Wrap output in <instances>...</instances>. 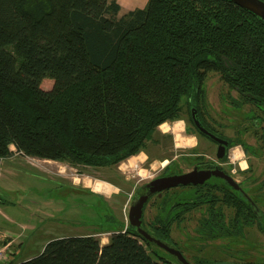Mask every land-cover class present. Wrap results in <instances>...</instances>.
<instances>
[{"label":"trees","instance_id":"1","mask_svg":"<svg viewBox=\"0 0 264 264\" xmlns=\"http://www.w3.org/2000/svg\"><path fill=\"white\" fill-rule=\"evenodd\" d=\"M120 8L117 0H0V158L14 145L113 171L162 123L183 118L190 98L205 107L212 74L237 91L236 105L256 109L249 123L264 142L262 17L232 0H149L124 15ZM238 143L247 153L254 147ZM238 207L243 220L234 228L257 222L264 230L262 210L258 217L246 200ZM124 225L107 243L93 233L53 238L15 264H178L149 252Z\"/></svg>","mask_w":264,"mask_h":264},{"label":"rangeland","instance_id":"2","mask_svg":"<svg viewBox=\"0 0 264 264\" xmlns=\"http://www.w3.org/2000/svg\"><path fill=\"white\" fill-rule=\"evenodd\" d=\"M206 88L209 109L218 122L225 124L224 130L227 134L234 135L237 132L238 127L232 125L238 121L243 122L241 126H246L247 130L243 138L254 145L256 152L246 153L238 144L230 148L229 153L231 156L235 149V152L243 155L242 166L251 164L252 168L248 172L249 176L245 179V184L252 192H258L259 208L264 212V142L253 134L250 120L245 121L242 115L236 116V112L225 114L224 110L226 111L227 108L231 110V108L229 105L226 107V98L223 95L231 90L218 74L209 76ZM233 93L236 94V92ZM249 107L246 105L244 111H247ZM177 122H181L182 130L176 136L172 128ZM164 124L167 126H159L144 150L120 162L114 168L115 170L113 169L114 172L110 169L91 166H74L66 161L44 160L25 155L16 148L9 157L0 158V229L15 232L24 230L23 239L32 238L27 248L22 247L18 252L10 254L11 260L18 262L38 254L39 243L51 236L101 232L95 236L105 243L106 237H110L111 233L120 227L122 219L128 223L129 204L127 207L126 197L121 191H131L136 185L151 179L152 175L162 168L163 161H167L180 149L178 146H189L196 142L195 138L185 132V121L182 118L164 122ZM258 124L264 126V121ZM256 128L260 127L256 126ZM179 138L187 141L192 139V143L177 144ZM143 159L145 160L141 162ZM96 178L107 180L113 185L114 182L122 183L121 190L118 194L104 198L100 194H93L88 189L82 188L89 186L97 191L92 185ZM112 190L113 186L108 193L97 192L109 194ZM243 240L238 246L236 242L234 244L230 242V251L243 252L246 260L263 258L264 234L256 226L246 231ZM141 242L145 243L143 240ZM217 245L218 241L209 242L206 250L212 252ZM146 247L149 252L152 251L151 247L148 245ZM187 254L191 256L190 253ZM165 255L169 256L168 253ZM193 264H216V262L210 260L207 263Z\"/></svg>","mask_w":264,"mask_h":264},{"label":"flooded vegetation","instance_id":"3","mask_svg":"<svg viewBox=\"0 0 264 264\" xmlns=\"http://www.w3.org/2000/svg\"><path fill=\"white\" fill-rule=\"evenodd\" d=\"M230 90L228 94L223 95L226 98V107L229 105L231 108L224 110L225 114L236 112V116L242 115L245 121L250 120L253 110L256 109L250 106L244 111L246 105H236L233 99L238 97L237 91ZM207 97L206 89L205 107H199L196 100L190 98V105L185 106L183 110L184 130L190 137L195 138L196 142L182 147L176 144L180 149L167 161L165 160L166 163L159 172L152 175L151 179L136 185L132 189L131 196L152 193L143 206L141 225L153 236L177 247L190 262L207 263L215 260L216 263H264V253L262 259L246 260L243 252L229 249L230 242L240 245L244 241L246 231L252 226H256L264 234V230L257 222L243 228V223L240 221L237 228L233 227L236 217L243 220V208L238 206H242L244 200L250 203L253 211L260 217V210L256 208V205L259 207V194L252 192L245 184V179L249 176L248 172L252 168L251 164L242 166V154L232 160L231 156L235 149L231 156L229 153L230 148L238 144L245 151L244 145L234 144V140L243 139L246 126H241L243 122L238 121L232 125L238 127L237 132L234 135L227 134L224 130L225 124L218 122V119L212 115ZM196 118L209 134L199 128ZM248 151L256 152L253 147ZM172 175L177 182L175 186L162 190L161 195H158V191L152 192V185L149 186L148 182L157 177ZM132 227L137 230L135 226ZM216 241L218 245L212 249V252H208L206 245ZM149 244L151 250H155L163 258L175 260L164 247L150 242Z\"/></svg>","mask_w":264,"mask_h":264},{"label":"water","instance_id":"4","mask_svg":"<svg viewBox=\"0 0 264 264\" xmlns=\"http://www.w3.org/2000/svg\"><path fill=\"white\" fill-rule=\"evenodd\" d=\"M238 5L250 10L251 12L259 15L264 19V0H232ZM196 124L199 126L200 129L208 133L209 131L204 128L200 121L196 118L195 119ZM209 134V133H208ZM222 141V140H221ZM226 142V141H224ZM177 184L175 180V176H164V177H157L150 182H148V185H152V192L158 191V195H161L162 190L166 188H170L172 186H175ZM152 193H143L138 196L132 197L129 208H128V213H127V218H128V224L135 226L137 228L136 233L143 238L144 240L157 244L159 246L164 247L166 250L170 252V254L175 258L176 262L178 264H193L190 262L186 256L175 246H171L161 240L160 238L153 236L150 234L147 230L143 228L141 225L142 223V213H143V206L147 199L151 196ZM255 204V202H252ZM256 205V204H255ZM257 210L259 211L260 208L256 205ZM126 227V222L124 225V228ZM216 264H241V263H216Z\"/></svg>","mask_w":264,"mask_h":264},{"label":"crops","instance_id":"5","mask_svg":"<svg viewBox=\"0 0 264 264\" xmlns=\"http://www.w3.org/2000/svg\"><path fill=\"white\" fill-rule=\"evenodd\" d=\"M117 1L120 3V7H121L120 8L119 15H124V14H126L127 12H129V11H131L133 9L146 7V5L148 4V1L149 0H117ZM15 148H16L15 146L14 147H11L12 154H13ZM44 160H51V159H44ZM144 160L145 159L141 160V162H143ZM105 181H107V180H105ZM109 183L113 186V190L109 194H104V193L102 194L100 192L94 191L89 186L88 187H85L84 186L82 188L89 189L94 194H100V195H103L104 198H108V197H110L112 195L118 194L119 190H121L120 185L122 186V183L120 184L118 182H114L115 183L114 185L111 182H109ZM114 186H115L116 189L114 188ZM121 192H123L124 193V196L126 197V202L127 203H125V204L128 207V204H129V194H130V192H132V190L131 191H125V190H123ZM5 218L8 219L9 221H12L13 222V220L9 219L8 217H5ZM24 228H25V225H24ZM32 228H36V227H32ZM23 231H21V232H15V231L8 230V229H0V247L3 246V245H5V244H7V243H10V250H9L10 253H9L8 259H7V261L5 263L4 262L3 263L0 262V264H15V262L11 260L10 254H13V253L18 252L19 249H21L22 247H25L26 246V248H27L28 243H29V241L31 242V239L32 238L29 237L27 239V237H26L25 239H23V233H24ZM99 233H101V232H93L94 235L99 234ZM88 234H90V233H88ZM57 237H63V236H55V237L54 236L53 237L51 236V237H48V238H45L44 240H42V242L39 243V248H38L37 251H39V253H40L44 249L45 244L49 240H51L53 238H57ZM108 240H109V237H106L105 243H107ZM102 243H104V242L102 241ZM38 254H36V255H38ZM36 255H34V256H36ZM34 256H30L29 258L34 257ZM29 258H27V259H29Z\"/></svg>","mask_w":264,"mask_h":264},{"label":"bare ground","instance_id":"6","mask_svg":"<svg viewBox=\"0 0 264 264\" xmlns=\"http://www.w3.org/2000/svg\"><path fill=\"white\" fill-rule=\"evenodd\" d=\"M161 126L163 127H166L167 125L162 123ZM167 129V128H166ZM173 129V132L176 133V136L180 134V131L182 130V124L181 122H177L176 124H174V127L172 128ZM179 137V136H178ZM176 140H177V137H176ZM177 144H180V145H184V144H191L192 143V139H188V141L184 138H179ZM235 155H237V157L239 158L240 155L238 152H235ZM166 161H163V164L165 163ZM92 185H93V188L97 191H105L106 193L110 192L111 188H112V185L107 182V181H104V180H101V179H98L96 178L93 182H92Z\"/></svg>","mask_w":264,"mask_h":264},{"label":"built area","instance_id":"7","mask_svg":"<svg viewBox=\"0 0 264 264\" xmlns=\"http://www.w3.org/2000/svg\"><path fill=\"white\" fill-rule=\"evenodd\" d=\"M232 160H235L237 159L238 157L235 155V151L232 153V156H231ZM131 195H132V192H130L129 194V200L131 198ZM128 223H126V226H127ZM10 243H7L3 246L0 247V262L1 263H5L8 259V256H9V253H10Z\"/></svg>","mask_w":264,"mask_h":264}]
</instances>
